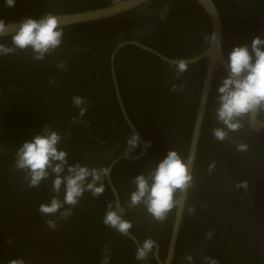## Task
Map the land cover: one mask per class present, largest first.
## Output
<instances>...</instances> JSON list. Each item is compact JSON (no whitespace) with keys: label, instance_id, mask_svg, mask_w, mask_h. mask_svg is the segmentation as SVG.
Returning <instances> with one entry per match:
<instances>
[{"label":"trees","instance_id":"1","mask_svg":"<svg viewBox=\"0 0 264 264\" xmlns=\"http://www.w3.org/2000/svg\"><path fill=\"white\" fill-rule=\"evenodd\" d=\"M116 1L118 0H16L14 7H7L5 0H0V19L6 23L20 21L25 17L36 19L45 12L73 13L104 7ZM213 2L221 20L222 53L226 60L234 46L251 45L254 37L250 35H253L254 30L260 31V36H264V0ZM165 7L168 11L162 18ZM153 10L161 13L157 14ZM63 28L61 47L55 55L46 56L43 61H34L28 50L0 56V123L5 120L0 127L6 130L14 127L24 140L32 137V132L25 124L20 123L18 128L15 127L17 123L11 116L17 117V121L21 117V97L17 95L19 100L15 101V108L12 98L16 94H8L5 86L8 83L18 89L17 73L23 67L26 72L35 76L34 78L23 72L22 83L25 85L31 82L26 91L31 92L35 87L45 88L44 94L47 96L46 100L41 98L38 102H41V106L39 112H36L39 118L37 128L42 130L45 123L50 124L62 135L60 147L68 150L69 162H80L91 167L107 166L112 159L124 154L126 140L131 135L123 122L109 73V55L112 49L125 40H135L172 59H183L199 54L207 46L205 37L210 36L209 18L194 0H151L107 19ZM185 33L188 34L187 40L190 38L196 41L194 48L186 50L181 46ZM231 33L236 36L230 37ZM242 35L248 36L242 38ZM0 42L10 44V36ZM60 61L66 62L67 66L63 70L56 67ZM114 66L120 89L118 92L126 113L144 142H151L150 147L145 144L146 156L136 161L121 160L112 169L111 181L119 200L125 203L135 188L131 180L138 174H146L156 160L166 155L168 149L177 150L181 156H186L205 60L189 64L188 71L177 80L175 73L169 70V64L134 46H125L116 53ZM225 75L221 68L214 73L193 166L194 187L188 191L173 264H186L187 261L183 258L187 254L193 255L196 264H201L204 254L216 257L219 264H264V189H242L235 206L238 214L245 217L243 225L247 235L244 238L229 235L235 241L232 244L237 247L238 243H243L248 248L247 251L246 248L241 251L239 248L234 252L225 245L226 238H222V231L227 230L225 224H217L209 209L204 206L206 200H196L195 197V184L202 179L197 173L201 163L200 151L207 134L212 135L209 133L210 128L217 125V122L212 124L210 121L214 116L216 89ZM50 80L55 83H50ZM173 84H183L186 88L184 91L178 88L173 92ZM60 89L65 90L68 100L57 92ZM22 90L27 102L33 106V98H27L25 89ZM73 96L85 98L88 110L82 120L88 121V126L84 123H70L71 118L79 112L72 103ZM212 142L217 143L213 137ZM13 143L14 141H7L5 144L13 148L10 157L14 162L18 144ZM138 150L139 147L130 155L136 154ZM15 175L17 180L23 177V173L18 171L14 177ZM12 177L13 174L9 178ZM22 187L29 192H34L35 189L28 187L25 181L19 186ZM15 189H5L4 192H8L11 197V192ZM39 189H42V185ZM47 195L50 199L52 193ZM108 200H113L108 187L95 199L91 193H86L73 210L69 222L64 224L63 220L57 221L63 235L58 243V250L70 244V251L64 255L58 254L59 259L55 260L57 264H100L105 243L111 248V264H157L152 253H149L146 260L137 261L133 243L103 225L102 217ZM189 207L195 208L194 214H189ZM174 210L163 223L153 221L143 206L128 210L125 215L126 219L132 221L130 233L137 238L139 244L148 237L157 242L160 260L165 258ZM245 228L242 232H245ZM208 232H212V239H206ZM3 240L0 237V251ZM52 257H56L55 254L52 253Z\"/></svg>","mask_w":264,"mask_h":264},{"label":"clouds","instance_id":"2","mask_svg":"<svg viewBox=\"0 0 264 264\" xmlns=\"http://www.w3.org/2000/svg\"><path fill=\"white\" fill-rule=\"evenodd\" d=\"M15 4L16 0H5L7 7H14ZM167 11L165 7L162 18ZM10 30H13L10 44L0 42V56L28 50L34 61H43L46 56L55 55L64 37L59 16L53 12L42 13L39 19L25 17L19 23H6L0 19V40L8 38ZM205 40L208 45L214 44L217 51L223 50L216 33L207 35ZM66 66L64 61L56 65L61 70ZM188 69L186 59L175 58L169 63V70L175 73L177 80ZM50 83L55 81L50 80ZM178 88L184 91L186 86L173 84L171 91L176 92ZM216 92L213 112L218 126L212 128L213 138L220 143L231 140L237 152L248 151L249 146L235 141L231 134L239 132L244 127V121H250L253 116L264 119V36L254 37L250 46L244 44L233 47L227 56L226 75ZM72 103L79 112L71 118L70 123L88 126L89 122L82 120L88 110L85 98L73 96ZM62 139L57 130L45 123L42 130L35 132L17 148L13 163L14 169L23 173L28 187L39 188L42 182H51L52 195L47 202L38 206L37 211L49 217L46 224L53 230L57 228L58 220L67 221L73 215V210L86 193H91L94 199L100 197L107 188L106 178L112 174L110 165L91 167L80 162L70 163L68 150L60 147ZM139 140V135L132 132L126 140L125 156L138 147ZM145 144L151 146L150 141H145ZM193 164L192 155L181 156L177 150L168 149L166 155L156 160L146 174H138L131 180L135 188L125 203L118 199L106 202L103 225L127 237L133 224L125 218L126 212L139 206H143L153 221H166L168 215L184 203L188 190L194 187ZM215 168L216 161H212L208 166L209 174ZM234 187L247 191L249 182L237 181ZM188 212L194 214L195 208L189 207ZM212 236V232H208L206 239H212ZM7 243L12 244V240L8 239ZM156 244L151 237L144 239L136 248L135 259L146 260L149 253L156 250ZM111 254L110 246L105 243L100 264H111ZM183 259L187 264H195L192 254H187ZM6 264H26V261L12 258ZM201 264H219V260L204 254Z\"/></svg>","mask_w":264,"mask_h":264},{"label":"flooded vegetation","instance_id":"3","mask_svg":"<svg viewBox=\"0 0 264 264\" xmlns=\"http://www.w3.org/2000/svg\"><path fill=\"white\" fill-rule=\"evenodd\" d=\"M159 2L161 3V1ZM153 12L157 14L161 13L158 10H153ZM187 30L188 27L186 32ZM231 35H233L232 37L236 36L234 33H231L230 37ZM258 35H260V31L254 30L253 35L251 34L250 36L253 38ZM246 36L248 35H242V38ZM187 37L188 34L185 33V37L181 40V46H183L186 50L192 49V47L194 48L197 45L196 41H192L190 38L187 40ZM158 40H160V38H158ZM64 57H67V55L64 54ZM23 72L26 71L23 67H21L17 73L18 89H15L8 83L5 86L8 94L12 92L16 94V96L12 98L13 104L21 97V117H19V120L17 121V117L11 116V118H13L17 123L15 127L18 128L19 124L23 123L28 127L29 131L32 132L33 135L35 132L41 130L37 128L39 118H37L36 112H39V108L41 106V102H38L41 98L46 100L47 96L44 94L45 88L42 89L35 87L31 90V92H27L26 88L30 86L31 82H28L25 85L22 83L21 78H23ZM26 74L28 76H33L28 72H26ZM33 77L35 78V76ZM23 82H27V80H23ZM22 89H25L27 98H33V106L27 102L28 100L25 98V93L22 94ZM57 92L64 95L67 100L69 99L64 89H60V91ZM18 94L19 98L17 99ZM16 107L17 103H15V108ZM52 112L56 113V111ZM256 119L258 121L264 120L258 119L257 117ZM4 121L0 124H3ZM123 122L125 124L124 119ZM210 123H216L215 116L212 117ZM210 132L212 134V128H210L209 133ZM212 137V135L207 134L205 142L201 147V163L198 167L199 171L197 173L203 180L201 179L202 181L200 180L199 183L195 184V197L196 200H206L204 206L209 209L210 214H212L217 224H225L227 230L222 231V238H226V241L224 242L226 243L225 245L234 252L239 248L241 251L246 248L244 244L236 242L238 243L236 247L234 243L232 244V236L229 235L232 234L233 236L236 235L242 238L247 235V230L243 225L245 217H243L242 214H238L235 210V206L239 202L242 189H237L234 185L237 181H243V179H245L249 182V188L260 187L261 189H264V127L252 130L249 127V121L245 120L244 127L239 132L231 134V137L235 141L244 142L249 146L248 151L246 152H237L235 150V144L232 143L231 140H226L223 143L217 142L215 144L212 142ZM7 141H14L15 144H18L16 146L19 147L21 142L25 140L21 134L14 129V127L7 130L0 127V237L4 238L0 251V264H6V260L12 258H23L26 261V264H57L55 260L59 259L58 254L61 253L64 255L67 251H70V244H67L61 250H58V243L63 239L62 229L58 226L54 230L50 229L46 224V220L49 219V217L42 216L37 211L38 206L41 203L49 200L47 194L52 193L51 182H42L41 185L43 190L35 188L33 189L34 192L25 191L23 187L19 188L24 179L23 177H20L17 180L16 175L14 177L17 170L14 169V162L10 157L13 148L7 147L5 144ZM212 161H216V168L211 174H209L208 166ZM12 174L13 177L10 179L9 177H11ZM111 185L115 188L112 181ZM107 187L112 194L108 184ZM11 188L16 189L11 192L12 195L10 197L9 193L4 192V190ZM69 221L70 218L63 222L66 224ZM231 228H233V230H231ZM244 228L245 232H242ZM6 238L11 239L12 244H8V239ZM245 250L247 251L248 248ZM52 253L55 254L56 257H52ZM239 264L241 263L239 262Z\"/></svg>","mask_w":264,"mask_h":264},{"label":"water","instance_id":"4","mask_svg":"<svg viewBox=\"0 0 264 264\" xmlns=\"http://www.w3.org/2000/svg\"><path fill=\"white\" fill-rule=\"evenodd\" d=\"M149 1L151 0H118L110 5L92 9V10H85V11H78V12H73V13H64V14H57V15L59 16L61 26L67 27L71 25H77V24L107 19L115 15L121 14L123 12H127L131 9H134ZM194 1L200 6V8L205 12V14L209 18L210 35H212L213 33H216L221 41L222 25H221V20H220L218 10L213 0H194ZM39 18H36V19H39ZM20 21H16L14 23H19ZM12 31L13 30H10L9 36L11 35ZM125 46H134L142 51H145V52H148L154 55L155 57L159 58L161 61L168 63V64L173 60L172 58H169L163 55L162 53L156 51L155 49L145 44H142L138 41H135V40H125L119 43L118 45H116L112 49L109 55V69H110V75H111V79L113 82L115 97H116V100L119 106V110L130 132L131 133L135 132L140 137L139 145H138L139 147L138 152L134 155H128V156H125V154L118 155L117 157L112 159L108 164L111 166L112 169L121 160L136 161L139 158H142L147 155V147L145 145V142L142 139L139 132L134 127V125L131 123L129 117L127 116L125 108L121 101V98L119 96L118 89H117L118 86H117L115 70H114V58H115L116 53ZM184 59H186L189 64H192V63H195L201 60H205V69H204V73L202 77L199 98H198V102L196 106L195 117H194L190 140H189V146H188V150L186 154V156L192 155L194 158V162H195L202 123H203V119H204V115L206 111L209 93L211 90V84L214 78V73L218 68H221L226 73L227 60L223 56L222 51H217L216 46L214 44L212 45L207 44V46L199 54L194 55L192 57L184 58ZM249 127L252 130L263 128L264 120L258 121L256 119V116H253L251 120L249 121ZM106 182L109 185V188L112 192L113 200L115 199L119 200L117 191L111 185L110 176L106 178ZM186 197H187V194H186ZM185 203H186V198H185L184 203L180 207H177L174 210L173 221H172L171 231H170L169 240L167 244L165 258L163 260H160L158 256L159 247L157 244H156V250L154 249V251L152 252V256L157 264H171L173 260L175 245H176V241H177V237H178V233H179V229L181 226L182 217H183V213L185 209ZM126 238H128L133 243L135 249L137 248V246H139V242L137 238L134 237L131 233H129V235Z\"/></svg>","mask_w":264,"mask_h":264},{"label":"bare ground","instance_id":"5","mask_svg":"<svg viewBox=\"0 0 264 264\" xmlns=\"http://www.w3.org/2000/svg\"><path fill=\"white\" fill-rule=\"evenodd\" d=\"M246 32H248V31H246ZM241 39V38H240ZM115 67V66H114ZM110 70V69H109ZM110 73V72H109ZM120 90V89H119ZM131 134V133H130ZM123 141V140H122ZM124 144V143H123ZM138 152V151H137ZM214 220V219H213ZM181 229V228H180ZM158 252H159V249H158ZM174 263V262H173ZM172 262H171V264H173ZM187 264V263H186ZM196 264V263H195Z\"/></svg>","mask_w":264,"mask_h":264}]
</instances>
